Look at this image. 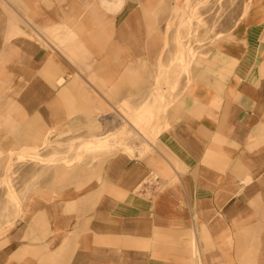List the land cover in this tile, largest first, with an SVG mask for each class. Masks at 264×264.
<instances>
[{
	"label": "crops",
	"instance_id": "obj_1",
	"mask_svg": "<svg viewBox=\"0 0 264 264\" xmlns=\"http://www.w3.org/2000/svg\"><path fill=\"white\" fill-rule=\"evenodd\" d=\"M249 4L153 102L178 0H0V164L48 134L139 136L133 154L28 169L0 264H264V0ZM153 105L152 144L130 118Z\"/></svg>",
	"mask_w": 264,
	"mask_h": 264
},
{
	"label": "rangeland",
	"instance_id": "obj_2",
	"mask_svg": "<svg viewBox=\"0 0 264 264\" xmlns=\"http://www.w3.org/2000/svg\"><path fill=\"white\" fill-rule=\"evenodd\" d=\"M179 5L175 7L172 16L166 21V43L172 50L163 52L162 58L166 61L160 68L156 84L153 88V102L155 94L161 96L176 92L180 87V81L184 76H189L193 64H199L200 60L207 57L211 52L209 47L219 42L220 33L228 31L246 15L250 0H178ZM177 79L172 83L171 78ZM160 101V100H159ZM168 104L171 100H164ZM165 112L164 107H154L152 112L146 115L130 118L138 131L146 138L147 142L154 143L155 136L161 130L158 115ZM134 131H121L110 139L111 144L105 145L101 150L95 148H76L82 140H71L67 143L56 139L50 140L46 135L40 148L32 151H23L21 154L10 153L8 162L0 164V237L5 235L11 225L21 213L22 205L28 200L40 181L41 173H37L31 179L26 178L28 169L34 167L54 168L58 166H72L81 163L88 157L124 151L133 154L135 147L133 139H138ZM124 135L126 140L122 141L120 136ZM111 150H108L110 149ZM146 151L150 146L144 143ZM51 149L54 157L50 160L42 159V151ZM85 149V150H83ZM103 150V151H102ZM18 161H12L13 158ZM2 171V172H1Z\"/></svg>",
	"mask_w": 264,
	"mask_h": 264
},
{
	"label": "bare ground",
	"instance_id": "obj_3",
	"mask_svg": "<svg viewBox=\"0 0 264 264\" xmlns=\"http://www.w3.org/2000/svg\"><path fill=\"white\" fill-rule=\"evenodd\" d=\"M117 134H118L117 132L116 133L112 132V133L105 134L104 136L99 138V140H98V142L96 144H94V145L87 144V145H85V147L89 146V148H91V149L93 147L95 149L101 150L105 145L111 144L110 143V139L112 138V136L114 137ZM30 152H36V151H30ZM53 157H54V155L49 157L48 160L52 159Z\"/></svg>",
	"mask_w": 264,
	"mask_h": 264
}]
</instances>
